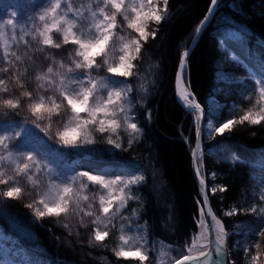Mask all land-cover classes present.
I'll list each match as a JSON object with an SVG mask.
<instances>
[{
    "label": "trees",
    "instance_id": "trees-1",
    "mask_svg": "<svg viewBox=\"0 0 264 264\" xmlns=\"http://www.w3.org/2000/svg\"><path fill=\"white\" fill-rule=\"evenodd\" d=\"M87 2L88 0H73L74 7ZM210 2L211 0H169L168 18L153 30L148 29L150 32L156 31L157 36L155 39L150 37L143 45L140 59L136 61L141 79L132 80L133 100L138 101L134 112L139 121L138 126L143 129L142 135L122 131L123 139H117L118 143L122 142L124 145L121 149L99 142L101 137L97 135V144L66 150L63 156L57 157V141L47 142V146L42 144L45 136H51L52 133L46 134L29 123L22 138L14 137L10 141L13 146L12 155L0 153L6 157L4 164L9 175L14 168V163L9 166L10 161L21 151H33L41 158L52 155L53 163L60 164L69 173L78 171L77 158L86 156L118 160L121 166L120 174L117 175H123L125 179L132 174L137 177L143 175L144 181L131 189V194L139 196L140 201L130 200L123 214L134 226L145 225L141 231L146 237L145 247L149 260L144 264H172L175 259L180 258V252L197 232V202L201 201V197L193 175L190 154L196 129L192 113L181 107L176 100L174 83L181 54L195 36ZM45 6L47 0H0V21H6L12 12H16L14 19L20 26H30L32 23L39 26L35 18ZM3 31L4 36L0 37V68L6 67L3 57L5 40L10 51L22 55V60L25 61L31 56L33 62L18 65L20 71L17 74L24 73L25 67L28 68V75L21 77L22 80L31 81L25 89L16 85L14 74L0 73L5 75L9 88V92L0 93V97H20L22 91L33 90L35 75L46 71L49 64L44 59L46 55L53 56L57 62L69 63V52L73 50L71 45L65 46L68 51L64 48L40 51L38 49L42 46L33 39L32 34L24 35L19 31L13 34L11 26L7 24L3 25ZM23 39L30 42L31 47L27 50ZM16 41L20 43L17 45ZM255 43L264 46V0H220L190 54L187 65L191 79L189 88L205 109L206 115L209 98H214L216 107L222 110L220 119L226 120L233 107L238 108L236 118L252 107L251 103L242 99L241 92L252 87L249 72L260 74L264 48L259 49ZM232 55L238 57V60L229 59ZM53 67L55 70L57 66ZM218 70L227 75L218 78ZM239 80H244L246 85H241ZM140 84L148 89L146 95L139 91ZM256 98L258 93L253 101ZM29 102L21 97L22 107L18 115L0 107V125L7 129L9 136H12V126H17L18 130L21 123L31 121L27 110ZM141 104L144 106L141 107ZM147 111L152 113L151 120L147 119ZM213 121L217 122L215 119ZM66 122V115L61 120L54 118L53 132ZM43 127L42 124L41 128ZM223 135L212 139L203 135L202 146L208 151L201 157L199 166L209 186L215 184L227 187L225 192L210 194L209 199L215 215L223 220L225 229L230 233L228 248L232 263L244 264L248 256L255 254L254 248L245 254V241L250 246L256 240L246 226H256L259 221L252 213L241 212L231 217L223 216L222 213L233 206L239 208L262 204L258 195L264 185V123L254 126L247 122L244 125L237 124ZM129 139L133 140L131 146L127 144ZM236 157L240 160H236ZM213 171L217 174L214 178L210 175ZM101 173L106 174L109 179L117 176L110 174L109 166ZM17 179L19 186L24 189L21 198L16 200L0 196V264H10L12 251L16 248H28L46 257L51 264H140L138 258L116 257L114 254L113 249L119 248V235L130 234L118 231L120 221H116L115 228L109 226L110 235L103 242L91 239V226L86 223L88 217L84 218L87 227L73 223L77 226V234H91L88 242L76 244L74 236L68 231L71 228L70 220L76 216L36 218L33 211L25 206L30 203V199H35L31 182L26 177ZM39 181L43 186L45 176L40 175ZM3 190L4 186H0V192ZM133 209L138 216L133 215ZM64 239L71 244H64ZM259 243L262 252L264 238H260Z\"/></svg>",
    "mask_w": 264,
    "mask_h": 264
},
{
    "label": "snow or ice",
    "instance_id": "snow-or-ice-1",
    "mask_svg": "<svg viewBox=\"0 0 264 264\" xmlns=\"http://www.w3.org/2000/svg\"><path fill=\"white\" fill-rule=\"evenodd\" d=\"M162 3L163 8L156 0H88L86 4L74 7L73 0H47V6L43 7L35 18L39 26L36 23L20 26L14 19L17 16L16 12H12L6 21H0V37L4 36L3 25L7 24L11 26L13 34L17 31L24 35L32 34L33 39L42 46L38 49L40 51L61 48L68 51L65 47L67 45H71L73 49L69 52L68 64L63 61L57 62L50 55L44 57L49 64L46 71L35 75L33 90L22 91L20 97L12 95L0 97V107L17 115L22 107L21 97L30 101L27 103V110L32 118L31 121L21 123L18 130L17 126H12V136H9L7 129L0 125V153L12 155L13 146L10 141L14 137L22 138L29 123L46 134L52 133L51 136L46 135L44 139L48 143L52 140L58 142L55 144L57 157L63 156L66 150H77L97 144V135L101 137L99 142H106L116 149L124 147L122 142H117V139H123L122 131L142 135L143 129L138 126L139 121L136 120L134 112L138 101L133 100L132 80L141 79L136 61L140 59L143 45L150 37L155 39L157 36L156 31H148L149 23L159 25L170 15L169 0H162ZM217 4L218 0H211L210 13ZM207 19L206 16L204 21ZM200 31V28L196 29L197 33ZM16 43L18 45L20 42ZM23 45L25 50L31 47L28 39H23ZM189 56L188 50L181 54L177 66L176 87L178 97L186 103V107L199 110L198 119L202 122V128L197 129V135L201 140L204 139L203 128L208 130V139H212L216 135L230 132L237 124L244 125L247 122L254 126L264 123V60L261 61L259 75L249 72L252 87L241 92L242 99L251 103L252 107L238 118H236L238 108L233 107L225 120L220 119L222 110L218 107H209L206 115L205 109L195 100L194 93H187L183 87L185 83L191 84L190 70L187 66ZM3 57L6 67L0 68V73L14 74L16 85L20 89H25L31 81L22 80L21 77L28 75V68L25 67L24 73L17 74L20 71L18 65L33 62V57L29 56L26 61L22 60V55L10 51L6 40L3 44ZM229 59L238 60V57L232 55ZM53 65L57 66L55 70ZM5 75H0V93L9 92ZM222 75L227 74L218 70V78ZM238 82L246 85L244 80ZM139 91L146 95L148 89L140 84ZM257 93L258 98L253 101ZM212 103H215L214 99ZM4 114L7 115V112ZM65 115L67 122L53 132V119L61 120ZM151 118V111H147V119ZM214 119L217 121L215 124ZM132 143V139L127 142L128 146ZM190 151L197 159L194 171L199 177L202 203L197 202L195 220L197 232L194 233L190 246L180 252V258L175 259L174 264H230L226 248L230 233L225 229L223 220L215 215L209 200L210 194L214 195L217 191L225 192L227 187L215 184L209 186L206 183L205 174L202 173L199 163L208 150L204 149L202 144L194 149L190 147ZM198 152L200 156H197ZM5 159V155L0 154V186H4L5 189L0 192V196L20 199L24 189L19 186L17 177H26L31 182L35 199L25 206L33 211L36 218L77 216L80 225L87 227L84 218L88 217L94 226L93 238L96 242L105 241L110 235L109 226L115 228L116 221H120L118 231L130 234L119 235V248L113 249L115 256L138 258L140 264L149 260L145 247L146 237L141 231L145 225L134 226L123 214L130 200L140 201L139 196L131 194V189L144 181L143 175L137 177L132 174L128 179L123 175H117L114 179H109L106 178V174H93L87 170L69 173L64 171L60 164L53 163L52 155L41 158L33 151L18 152L10 161L9 166L14 163V168L9 175L4 164ZM236 160L239 161L240 158L236 157ZM40 175L46 178L43 186L39 181ZM210 175L214 178L217 174L213 171ZM86 192L90 194H85ZM98 193L102 194L98 196L97 205L95 197ZM258 199L262 202L261 206L239 208L233 206L222 213L226 217L239 215L241 212L256 215L259 223L256 226H246L247 231L256 238L250 246L245 241L246 255L252 248L255 249V254L251 255L248 264H262L261 258L264 257L259 243V239L264 238V185L261 186ZM132 211L133 215L138 216L135 209ZM206 228L207 231H203ZM237 244L239 245V242Z\"/></svg>",
    "mask_w": 264,
    "mask_h": 264
},
{
    "label": "rangeland",
    "instance_id": "rangeland-1",
    "mask_svg": "<svg viewBox=\"0 0 264 264\" xmlns=\"http://www.w3.org/2000/svg\"><path fill=\"white\" fill-rule=\"evenodd\" d=\"M156 2L160 5L161 8H163L162 0H156ZM118 22H119V18H118ZM156 26H157V24H155L154 22H151L148 25V29L153 30ZM255 45L259 49L264 48V46L259 44V43H255ZM245 91H247V90H245ZM213 99L214 98H209L207 105H208V107L217 108L215 105V103H216L215 99H214L215 103L214 104L212 103ZM192 119H193V124L195 126V129H197V120H198L197 116L195 114H192ZM213 123L215 124L216 122L213 121ZM204 135H208V130L206 128H204ZM216 137H222V135H216ZM42 144H44V146H47V142H45L44 140L42 141ZM242 157H244V156H242ZM107 166H109V168H110V174H112V175L120 174L119 169H120L121 163L116 159L105 160L103 158H90V157L83 156V157H78L77 161H76V170H78V171L87 170V171L92 172L93 174L94 173H101V171H104ZM87 194H90V193H87ZM99 194L100 193H98L95 197L97 205L99 203V200H98ZM30 200H31L30 202H32L33 199H30ZM88 219L89 220H86V223H87V225L91 226L89 231L90 232L92 231V235L87 234L86 236H81V235L77 234V226H75V224L76 223L79 224L78 217L76 216L75 219H73L72 221L70 220L71 228L68 229V231L74 236L76 244L88 242V240H90L89 239L90 235L92 236L91 239L94 240V238H93V235H94L93 227L94 226L91 224L90 218H88ZM73 223H75V224H73ZM203 231H207V228L203 229ZM192 238H193V236L191 237V239ZM191 239L189 240L188 243H186L185 247L190 246ZM63 243L66 245L71 244L70 241H68L67 239H64ZM251 255H254V254H251ZM251 255L246 258V261L244 264H248V262L250 261ZM11 258H12V261L10 262V264H51L46 257L41 256L38 253H36V252H34L28 248L13 249L12 254H11ZM261 260H262V264H264V257H262Z\"/></svg>",
    "mask_w": 264,
    "mask_h": 264
},
{
    "label": "water",
    "instance_id": "water-1",
    "mask_svg": "<svg viewBox=\"0 0 264 264\" xmlns=\"http://www.w3.org/2000/svg\"><path fill=\"white\" fill-rule=\"evenodd\" d=\"M219 2L220 0H218V4L217 6H215V8L212 10V12L210 13L209 12V9L211 6V2L209 4V8H208V11H207V14L204 16V18L207 16L208 19L207 21L205 22L204 21V18L203 20L201 21L200 25L198 26V28L201 29V31L199 33L196 32L195 36L193 37L192 41L190 42V44L188 45L187 49L188 51H190V54L192 53L193 49L195 48L199 38L201 37L202 33L204 32L205 28L207 27L208 23L210 22L211 18L213 17L217 7L219 6ZM202 22L203 25H202ZM188 59L189 57L187 58V63H188ZM174 88H175V97H176V100L178 101V103L181 105V107H183L185 110H188V111H191L193 109H189L188 107H186V104L185 102H182V100L178 97V89L176 87V77H175V83H174ZM195 98V97H194ZM196 100V98H195ZM197 101V100H196ZM198 112L199 110L196 109ZM198 128H202V122L200 119L197 120V129ZM197 129H196V135H195V141H194V145L192 147V149H194L197 145H200L202 144L203 140H201V137L197 135ZM203 135H204V128H203ZM199 153V152H198ZM198 153H197V156H198ZM191 161H192V171H193V175H194V178H195V181L197 183V186H198V190H199V194L201 192V188H200V185H199V177L197 175V173L194 171L195 167H197V159L195 157H193L192 155V152H191ZM201 197V196H200ZM210 200V199H209ZM211 204V203H210ZM226 248H227V252H228V256H227V260L230 262V264H233L232 263V260H231V257H230V254H229V248H228V238H227V244H226ZM215 255H214V259H215ZM174 264V262L172 263Z\"/></svg>",
    "mask_w": 264,
    "mask_h": 264
},
{
    "label": "bare ground",
    "instance_id": "bare-ground-1",
    "mask_svg": "<svg viewBox=\"0 0 264 264\" xmlns=\"http://www.w3.org/2000/svg\"><path fill=\"white\" fill-rule=\"evenodd\" d=\"M187 65H188V63H187ZM183 87L185 88V90H186V92L187 93H193L191 90H190V88H189V85L187 84V83H185L184 85H183ZM195 97V96H194ZM192 97H190V99H191ZM197 100V99H196ZM186 104V103H185ZM201 105V104H200ZM202 106V105H201ZM186 111H188V110H186ZM188 112H190V113H192V114H195L196 116H197V118H198V111L196 110V109H193V110H191V111H188ZM190 154H191V151H190ZM200 155V153H198V156ZM200 167V166H199ZM201 168V167H200ZM201 170H202V168H201ZM205 178V177H204Z\"/></svg>",
    "mask_w": 264,
    "mask_h": 264
},
{
    "label": "clouds",
    "instance_id": "clouds-1",
    "mask_svg": "<svg viewBox=\"0 0 264 264\" xmlns=\"http://www.w3.org/2000/svg\"><path fill=\"white\" fill-rule=\"evenodd\" d=\"M262 253H264V251H262Z\"/></svg>",
    "mask_w": 264,
    "mask_h": 264
}]
</instances>
